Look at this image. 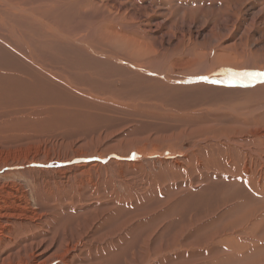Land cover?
<instances>
[{
  "label": "bare ground",
  "instance_id": "obj_1",
  "mask_svg": "<svg viewBox=\"0 0 264 264\" xmlns=\"http://www.w3.org/2000/svg\"><path fill=\"white\" fill-rule=\"evenodd\" d=\"M63 9L66 10L65 8ZM61 13H63L62 9L58 11V14ZM66 15L68 16L69 14ZM119 17L121 16L118 15L117 18ZM108 21L110 20L108 19ZM130 21L132 22L134 20ZM130 21H125V31L114 29L107 31L106 27V29L102 27L103 30L99 31L98 28L94 27V34H96L97 37L100 35L102 41L90 42L93 38L90 37L83 39V37H79L78 30L80 27H77V31H69L70 33L76 34L69 37V40L63 39L64 41H69L72 46H64L63 44H59L51 40L39 42L36 46L38 54L35 56L31 54L32 58L30 57L31 60L28 66L20 65L14 61L12 57H9L6 51L0 48V107L3 109L6 108L4 114L0 116V173L5 169L9 170L8 172L0 174V264H52L54 262H58L56 264H81V262H86L85 264H150L149 261H143L141 258H138V262L134 261L130 263L127 261L126 248L124 245H126L125 240L129 228L127 227L123 217L121 222L119 221L120 223L116 226L114 225L112 229L107 226L109 221L105 219L104 223L107 228H104V224H95L94 221L88 225L82 224L78 221L75 223L68 222L67 224L61 223L60 226L57 225L54 208L58 207L60 203L64 201L75 189L78 190L80 188L82 185L81 182L84 181L83 178L87 177L84 174L90 173L92 169L88 170L86 173L82 171L86 167H95V163L90 164L89 161L86 160L85 156L87 153L81 151L82 147L80 146H78L75 151L70 149L72 150L71 152L70 150L66 152L65 150L61 152L60 150L50 151L49 147L47 148L46 146L47 144L44 145V140L41 138V136H55V134L61 132L58 134L59 139L62 137L61 140L67 137L69 142H75V140L79 141L82 137L85 138L86 141L90 140L88 142H92L95 138H99L98 133L100 131H103V135H108L114 129L112 126H115L117 122L129 120V115L137 110H143V113H150L154 111L160 112L161 110L179 111L184 114L182 119H186L187 115H190L193 112L201 110L207 111L210 108L208 107L209 105H214L216 103L224 105L226 110H230L231 112L233 111L234 116H224L222 113V115L215 114L213 116L205 115L200 118L196 117L198 119H193L191 122H185L182 124V127L177 125V133L170 135L173 138H178L180 136L185 137L186 135L184 134L192 136L196 135L198 136V139L204 142L203 145H196L192 150L190 158L193 160V164L195 166L192 165L189 167L190 172L192 171L193 173H197V183H202L207 179L211 180L212 176L215 175L213 172V175L210 176L207 172L208 176L205 177L203 172L206 168H212L213 171H221L222 173L229 175V177L221 182V184L216 183L217 186L213 189L221 192L222 190L228 191L231 188L229 200L236 204L237 210L241 213L237 217L238 222L241 223L246 219L253 220L256 213V210L253 208L256 206V203H258L256 200L261 198V200L264 201V126H261L262 122L260 123V121H264L263 117L260 116L254 120L251 115L246 117V112L252 111L250 105L253 102L248 97H232L225 91L222 92V90L226 89H223L225 86L217 85L220 83L218 78L211 80H197L199 79L200 74L210 72L219 66H229L234 67V69H246V60L248 57L257 55V52H250L246 50L242 53L233 44L223 46V40L219 38V35H215L214 53H207L205 51L207 43H204L206 45L199 47L195 43H192L191 40L179 43L177 49L174 51L166 50L159 52L153 44L149 45V42L144 40L145 37L143 36V32L141 34L138 30H134V27L132 28L131 25L133 22L131 23ZM114 22L116 23V21ZM51 24L52 26L54 25L53 23ZM112 25L113 24H111V26ZM54 32L56 33L53 35L47 34V36L51 39L54 37L59 38L58 35L63 36V34H61L62 32L59 30ZM64 35L66 36L65 33ZM90 36H92V34H90ZM8 39L12 40L13 38L9 36ZM113 39L116 40V44L114 42L112 44ZM12 42L11 47L16 45L13 40ZM102 44L110 46L111 48L106 49L100 47ZM5 45L9 46L6 42L4 43V46ZM34 45L35 44L33 43L32 46ZM15 48H19V46H15ZM43 48L49 53L53 52L54 55H47L49 58H45L46 56L44 55L46 54L40 52ZM18 52L19 51H17V53ZM95 57L100 59L102 57H105L106 59L108 58L114 63V65H117V63L120 62L125 65V69L112 66L107 63L108 60L103 63H96V61H93V58ZM51 60H53L56 64L64 63L67 65L66 67L69 68V70H74L73 72L86 71L90 69L92 71V73H89V76L92 75L91 81H85V79L82 78L83 75L79 76L81 74H72V72L68 73L64 68L59 67L60 65L55 66L52 64ZM206 60L210 61L208 62L210 66L203 68L207 64ZM255 61L256 60H254V62ZM195 64L198 65L199 69L194 72H189L188 76L185 78H182V76L180 77V74L176 73L178 71H183L180 69L182 67L189 70V67ZM162 65H164L163 68L165 69L162 68ZM44 74H46L49 78L44 79ZM96 76H99L98 78L101 77L106 81H110L115 78H122L124 79L126 89L137 86L144 88L145 92L134 90V93H131L130 90H127L126 94L113 99L126 104H117L113 103V101L112 104H108L106 102L103 103V101L101 102L99 100H95L94 98V100H83L82 98H78L79 96L73 94L74 91L65 90L56 83H52V80H54L55 77H63L64 79L66 78L72 82H78V85L80 86L79 90L82 92L85 91L84 86L88 84L91 88L88 92L92 91L91 95L98 96L100 94L98 90L101 89L100 91L102 92V88L95 85L97 82L94 80L96 79ZM225 76L227 77L228 75ZM228 77L235 78L233 75ZM170 80L173 82L175 81V83L179 84V86L176 85L177 88L171 89L160 83L162 82L167 84ZM151 83L156 87H154ZM237 83H243V81H237ZM73 84L75 83H72V85ZM205 86L207 89H203ZM83 95H85V93ZM97 96L95 97L97 98ZM142 99L143 101H141ZM242 112H244V114H242ZM136 117L138 119L141 118L137 115ZM144 123H146V121ZM226 124L227 127L225 126ZM148 129H153V127H148ZM154 131L155 130H151V132ZM74 134H76L75 137H73ZM157 135L158 134H156V137ZM26 136L27 140L24 141L23 144H19L21 141L19 142L18 140ZM33 137L39 138H35L36 140L33 142ZM14 140L17 145L21 146V148H13L14 146L12 145L15 144V142H13ZM147 140L148 142L154 143V141L150 138ZM28 143L31 144L28 145ZM10 146L13 149H10ZM256 148L258 149L256 150ZM18 149H24V151L12 152L13 150ZM51 149L54 150L53 147ZM173 149L175 150V148ZM54 161L57 163L55 164ZM72 162L79 163H77V165L70 166L69 163ZM159 162L160 164L167 163L169 166H181L178 159L170 160V162L160 160ZM28 164L33 165L34 167L24 169L20 172L11 171L13 168H16L17 170V168H21L22 166ZM54 164L57 165V167L52 168V165ZM72 170L75 171L73 172ZM15 177H17L18 181L12 180V178L15 179ZM25 177L27 179H25ZM19 179L23 180L21 181ZM87 183L89 184V181H87ZM188 187L191 188L192 183L188 184ZM97 188L98 187H96V189ZM202 190L204 192L203 188ZM200 193L201 191L199 190L192 191L189 194L183 192L180 196V202H184L186 209L182 212H174L175 214L181 215V217L187 219L182 220L180 218L181 220L179 223L177 222L172 225L173 229L169 231V233L171 232V237L169 235L170 239L166 244L168 249L171 247L170 253L172 256H175V264H180L181 259H188L191 256V252H193L194 257H198V248L202 244L204 245L206 243H210V241L219 240L223 246L222 248L224 249V252L230 249L225 248L227 245H230L231 248L238 250L241 244H244L245 246V244L248 243L245 239L241 238L242 236L240 237V234H238L240 231H237L238 233L234 236L230 233L229 226L225 228L226 231L220 230L218 226H214L215 216H217V214L220 216L223 214L216 209H213L210 212L208 211L204 219L201 220L203 218V214L201 213L205 209V202L204 199L200 197ZM94 194L96 195V193ZM190 199H195V204L200 205L197 207L191 206L189 203L192 200ZM162 201H164V199H162ZM82 202L80 201V203ZM177 202L179 207H181L179 200H177ZM250 209H252L251 212H249ZM47 211L50 212L49 216L52 218L51 222L46 220V217H49L47 215ZM262 215L263 212L261 213V216ZM166 217L168 218L169 216L166 215ZM77 219L79 218L77 217ZM207 225L212 226V229L209 231L211 234H208L207 232L204 233L202 231V228ZM51 226H55L56 228H52ZM172 226L169 227L172 228ZM165 228L166 227L161 228V237L165 234ZM113 230L115 233H112L111 238L108 234H106L111 243L109 244V247L105 249L96 247L94 253H84V256L86 255L84 259L76 254L80 245H82L81 242L84 238H90L92 241L99 243V245H103L105 242L103 239L99 238L100 236H98V232H112ZM257 231H260V229ZM245 233L247 234V232ZM89 234L92 236L90 237ZM167 234L168 233H166V235ZM136 244L137 243H135V245ZM39 249H43L44 252L47 249H54V251L50 257L42 261L40 260V257H38L39 254L35 255V252H38ZM258 249L262 251L264 249V245L254 250L258 251ZM254 250L253 252H255ZM218 255H220L222 259L216 258L217 264H225L223 259H225L224 256L227 254L222 255V253L218 252ZM234 256L238 259V255ZM170 257L171 256L160 255L159 257L154 258L153 264H168ZM227 257L229 258V256ZM239 260L242 261L241 259Z\"/></svg>",
  "mask_w": 264,
  "mask_h": 264
},
{
  "label": "rangeland",
  "instance_id": "obj_2",
  "mask_svg": "<svg viewBox=\"0 0 264 264\" xmlns=\"http://www.w3.org/2000/svg\"><path fill=\"white\" fill-rule=\"evenodd\" d=\"M63 8H65L66 10H64ZM60 9L63 10V13L58 14V11H60ZM66 14L69 15L67 16ZM118 15L121 17L117 18ZM96 19H98L99 21ZM108 19L110 21H108ZM127 20H134L132 21L133 23L130 21L132 23V28L134 27L133 29L138 30L141 34L143 32V36L145 37L144 40L149 42V45L153 44L155 48L159 50V52H163L166 50L174 51L177 49L179 43L191 40L192 43H195L199 47L204 46L206 45L204 43H207L205 51L207 53H214V39H216L215 35H219V38L223 40V46L233 44L242 53L246 50L250 52L256 51L257 55L248 57V61L246 60V69H234V67L219 66L210 72H204L200 74L199 79L197 80H211L214 78H218L220 80V83L217 85L225 86L223 89H226L222 90V92L225 91L232 97H248L253 102L250 105L252 111H247L246 117H248V115H251L252 119L254 120L261 116L264 119V75H261L264 74V0H0V48L6 51L8 56L12 57L14 61L19 63L20 65L28 66L32 58L31 54H33L34 56L38 54L36 46L39 42L51 40L53 42L63 44L64 46H72L70 45L69 41L64 40H69V37L76 34L70 32L77 31V27H80L78 30L79 37H83V39H87L90 37L93 38V40L91 39L90 42L102 41L100 35H98L97 37V35L94 34V27L98 28L99 31L103 30L102 27H106L107 29H105L107 31H110V29L125 31L126 28L124 26V23ZM114 21H116V23ZM51 23H53L54 25L52 26ZM111 24L116 26H111ZM58 30L62 32L61 34H63V36L58 35L60 39L57 37L51 39L47 36V34L53 35L54 33H56L54 31ZM64 33L66 34V36L64 35ZM90 34H92V36H90ZM9 36L13 38L12 40L15 42V46H19V48H15V46L11 47V43L13 42L11 39H8ZM61 39L64 40L62 41ZM2 42H6V44L9 46H4V43ZM113 42L116 44L115 39H113L112 44ZM33 43L35 44L34 46H32ZM100 47L106 49L111 48L110 46H106L105 44H102ZM17 51L19 52L17 53ZM40 52L46 54L44 55L46 56L45 58H47L49 55H54L53 52L49 53L44 48L40 50ZM93 59V61H96V63H103L108 60L107 63L111 64L112 66L125 69L124 64L118 62L117 65H114L112 61H110L108 58L106 59L105 57H102L101 59L95 57ZM254 60L256 61L254 62ZM52 61L53 60H51L52 64H54L55 66L60 65L59 67L64 68L68 73L72 72V74H81L79 76L83 75L82 78L85 79V81H91L92 75L89 76V73H92V71L90 69L86 71L73 72L74 70H69V68L66 67L67 65H65L64 63L56 64L54 61ZM206 62L207 64L203 68L210 66V64H208V62L210 61L206 60ZM163 67L164 65H162V68ZM180 69H182L183 71H178L176 73H179L180 77L182 76V78H185L186 76H188L189 72H194L198 70L199 67L197 64H195L189 67V70H186L183 67ZM166 70L169 71L168 69ZM225 75H233L235 78H231L228 76L226 77ZM43 77L44 79L49 78L46 74H44ZM98 77L99 76H96V79H94L97 81H95V85H98L102 88V92L100 91L101 89L98 90L100 92L98 96L91 95L92 91L88 92L89 90H91L88 84L84 86L85 91L82 92L79 90L80 86L78 85V82H72L66 78L64 79L63 77H58L61 79L55 77V79L52 80V83H56L65 90L74 91L73 94L79 96L78 98H82L83 100L95 99L101 102L103 101V103L106 102L108 104H112V101L113 103L117 104H126L124 102H118L113 99L119 97L120 95L126 94L127 90H130L131 93H134V90L145 92L144 88H140L137 86L126 89L124 79L122 78H115L112 79L113 81H106L105 79ZM235 79L237 81H243V83H237ZM72 83H75L76 86L75 84L72 85ZM160 83L165 87L171 89L177 88L176 85L179 86V84H176L175 81L173 82L171 80L167 83L169 85L162 82ZM203 89H207L206 86ZM84 93L85 95H87H83ZM95 96H97V98ZM141 101H143V99ZM208 107L210 108L207 111L201 110L193 112L192 114L187 115L186 119H182L184 117V114L179 111L161 110L160 112L154 111L150 113H143V110H137L129 115V120L117 122L115 126H112L114 127V129L108 135H103V131H100L98 133L99 138H95L93 140L94 142H88L90 140L86 141V139L82 137L79 141L75 140V142L77 143L69 142L67 137L61 140L62 137H60L59 139L58 136V134L61 132L55 134L56 137L53 135L41 136V138L44 140V145L47 144L46 146L47 148L49 147L50 151L60 150L61 152L65 150L66 152L70 149L75 151L76 148L80 146L82 147V150H80L84 153H87L85 156L86 160H88L90 164L95 163V167L92 165L94 168L86 167L82 171L86 173L88 170L92 169L90 173L84 174L88 178H83L84 181L81 182L82 185L80 186V188L83 193L80 191V188L78 190L75 189L70 194L71 196L69 195L64 201L60 203V205L58 206L59 208H54L57 225L60 226L61 223L67 224L68 222L75 223L76 221L88 225L92 221H94L95 224H104V228H107L105 227L104 223L105 219L109 221L107 223V226L112 229L114 225L116 226L121 222L123 217L127 227L129 228L125 240L126 245H124V247L126 248V259L128 262H138V258H141L143 259V261L147 260L150 264H153L154 258H157L161 255L171 256L169 258L168 264H175V256H172V254L170 253L171 247L170 249H168L166 244L169 242V239L171 237V232L169 233V231L173 229L172 225L177 222L179 223L181 219H187L181 217V215L175 214L174 212H182L186 209L184 202H180V196L183 192L189 194L192 191L199 190L201 191L199 195L202 199H204L205 202V209L203 210L204 213H201L203 214V218L201 220L204 219L208 211L210 212L213 209H216L223 214L221 216L218 214L217 216H215L214 226H218V228L223 231H226L225 228L229 226L230 233L234 236H236V234L240 231L238 234H240V237L242 236L241 238L245 239L248 243H246L245 246L244 244H238L240 245V248L238 250H235L234 248H231L230 245H227L225 246V248L230 249L224 252V249L222 248L223 246L219 240L210 241V243H206L204 245L202 244L198 248V257H194L193 252H191V256L186 260L181 259L180 264H213L214 261V264H217L216 258H221L220 255H218V252L222 253V255L227 254L224 256L225 259H223L225 264H264V249L262 251L260 249H258V251L254 250L264 245V201L261 200V198H258V200H256V202L258 203H256V206L253 208L254 210H256L253 220L246 219L241 223L238 222L237 217L241 213H239V211L237 210L236 204L229 200L231 188L228 191L222 190L221 192L213 189L215 186H217L216 183L221 184V182L227 179L229 175L224 174L221 171H213L212 168H206L203 172L205 177L208 176V173L210 174V176H212L214 172L215 175L212 176L211 180L207 179L202 183H197V173H193L192 171L190 172L189 167L194 165L193 160H191L190 158L192 150L196 145H203L204 142L198 139V136L196 135L192 136L189 134H184L186 135L185 137L180 136L178 138H173L170 135H174L175 133H177V125H180L182 127L183 123L188 121L191 122L193 119H198L205 115L213 116L215 114L222 115L223 113L224 116H234L233 111L231 112L230 110H226L224 105H221L219 103L209 105ZM5 111L6 108L3 109L2 107H0V116L3 115ZM162 113L167 115H164ZM242 114H244V112H242ZM136 115L141 118L138 119ZM164 119L167 120L165 121ZM145 121L146 123H144ZM261 122V126H264V121H260V123ZM225 126L227 127V124ZM148 127H153V129H148ZM170 129L173 130L171 131ZM151 130L155 131L151 132ZM156 134H158L157 137L159 138L156 137ZM75 136L76 134H74L73 137ZM57 137L59 140L57 139ZM35 138L37 139L39 137H33V142H35ZM148 138L153 140L154 143L148 142ZM26 140L27 136L19 139L18 141H21L19 144H23V142ZM13 142H15V140ZM59 142L62 144H60ZM31 143H28V145H30ZM12 146H14L13 148H21L20 145L16 144V142ZM154 146H157L158 148ZM52 147L54 150L51 149ZM170 147L171 149L175 148V150H171ZM9 148L13 149L11 146ZM258 148H256V150ZM166 149H168L169 152ZM72 150H70V152ZM14 151L21 152L24 151V149L13 150L12 152ZM173 159H178L181 163V166H169L167 163L160 164L159 162L160 160L170 162V160ZM56 163L57 162H55V164ZM77 163L79 162H72L69 163V165L74 166L77 165ZM55 164L52 165V168L57 167V165ZM22 167L17 168V170L16 168H13L11 169V171L20 172L27 168H33L34 166L28 164ZM6 170L7 169L3 170V172H1L0 174L9 171ZM72 171L74 172L75 170ZM25 179L27 178L25 177ZM12 180L18 181L17 177H15V179L12 178ZM19 180L22 181L23 179ZM87 181H89V184L87 183ZM191 183L192 187L189 188L188 184ZM96 187L98 188L96 189ZM202 188L204 189V192ZM94 193H96L97 197ZM162 199H164V201H162ZM177 200H179L181 207H179ZM190 200H192L189 203L191 204V206L197 207L198 205H200L195 204V199ZM80 201L83 202L80 203ZM72 202H74L75 204ZM115 205H117L118 207ZM113 207L116 208L114 209ZM251 211L252 209H250L249 212ZM262 212L263 215L261 216ZM47 215L49 216L50 212L47 211ZM166 215L169 217L167 218ZM77 217L79 219H77ZM46 220L51 222V216L46 217ZM163 223H165L166 225ZM169 226H172V228ZM51 227L56 228L55 226ZM162 227L166 228L164 230L165 234L161 237L160 232ZM211 229L212 226L207 225L206 227L202 228V231L204 233L207 232L208 234H211L209 232ZM259 229L260 231H257ZM245 232H247V234ZM112 233H115V231H101V233L98 232V236H100L99 238L103 239L105 242L103 245H99V243L92 241L90 238H84L81 242L83 246L80 245V248L78 249L76 254L84 259V257H86V255L84 256V253H94L96 247L104 249L109 247V244L111 243L110 239L108 240L106 234H108L111 238ZM166 233L168 234L166 235ZM89 235L90 237L92 236L91 234ZM256 235H258L259 237ZM161 242L164 244H162ZM135 243L137 244L135 245ZM253 250L255 252H253ZM53 251L54 249H47L44 252L43 249H39L38 252H35V255L39 254L38 257H40V260L43 261L46 258L50 257ZM234 255H238V259H236ZM227 256H229V258ZM204 257L207 258L205 259ZM239 259H241L242 261H240ZM236 260H239L238 263ZM56 263L58 262H54L52 264ZM85 263L86 262H81V264Z\"/></svg>",
  "mask_w": 264,
  "mask_h": 264
},
{
  "label": "snow or ice",
  "instance_id": "obj_3",
  "mask_svg": "<svg viewBox=\"0 0 264 264\" xmlns=\"http://www.w3.org/2000/svg\"><path fill=\"white\" fill-rule=\"evenodd\" d=\"M261 75H264V74H261Z\"/></svg>",
  "mask_w": 264,
  "mask_h": 264
}]
</instances>
